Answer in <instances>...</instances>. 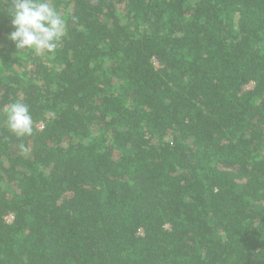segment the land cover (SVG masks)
<instances>
[{"label":"trees","instance_id":"16d2710c","mask_svg":"<svg viewBox=\"0 0 264 264\" xmlns=\"http://www.w3.org/2000/svg\"><path fill=\"white\" fill-rule=\"evenodd\" d=\"M11 2L0 264H264V0H56L54 54L17 52Z\"/></svg>","mask_w":264,"mask_h":264},{"label":"clouds","instance_id":"9594fccd","mask_svg":"<svg viewBox=\"0 0 264 264\" xmlns=\"http://www.w3.org/2000/svg\"><path fill=\"white\" fill-rule=\"evenodd\" d=\"M55 4L56 0H12L8 15L13 30L8 39L17 52L55 53L67 35L66 17ZM5 115L7 126L15 136L33 135V117L27 103L19 100L10 103Z\"/></svg>","mask_w":264,"mask_h":264},{"label":"rangeland","instance_id":"374dc122","mask_svg":"<svg viewBox=\"0 0 264 264\" xmlns=\"http://www.w3.org/2000/svg\"><path fill=\"white\" fill-rule=\"evenodd\" d=\"M155 66H157V63H155ZM251 87V85L250 86H248V88H250Z\"/></svg>","mask_w":264,"mask_h":264},{"label":"built area","instance_id":"2783aa9c","mask_svg":"<svg viewBox=\"0 0 264 264\" xmlns=\"http://www.w3.org/2000/svg\"><path fill=\"white\" fill-rule=\"evenodd\" d=\"M8 220H11V217H9Z\"/></svg>","mask_w":264,"mask_h":264}]
</instances>
